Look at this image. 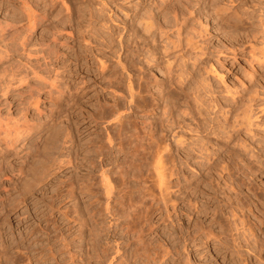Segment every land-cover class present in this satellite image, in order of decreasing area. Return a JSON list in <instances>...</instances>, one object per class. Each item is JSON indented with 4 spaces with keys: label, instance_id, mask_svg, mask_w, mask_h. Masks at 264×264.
Returning a JSON list of instances; mask_svg holds the SVG:
<instances>
[{
    "label": "rangeland",
    "instance_id": "obj_1",
    "mask_svg": "<svg viewBox=\"0 0 264 264\" xmlns=\"http://www.w3.org/2000/svg\"><path fill=\"white\" fill-rule=\"evenodd\" d=\"M25 1L32 5L37 15V24L32 31L26 29L28 22L22 15L21 3ZM191 1L193 12L188 25L193 27V33L183 34L165 51L162 38L143 41L137 37L142 31L136 27L134 16L139 10L152 9L153 0H0V26L3 29L8 25L6 21L10 14L18 17V23H13L16 29L9 27L11 31L16 30L12 38L11 32L9 36L6 33L8 30L4 32L6 38L3 31L0 33L4 36L0 38V47L4 51L0 50V88L6 82L11 84L10 91L8 85H4L5 91L0 90V121L10 125L6 127V134V125L4 129L0 122V140L4 137L3 142L0 141V264H10L13 254L16 264H55L56 260H61L59 253L63 252L59 233H64L67 240L83 237V240L76 238L77 247L71 248L80 254L76 264H84L85 260L94 263V258L86 256V249L93 248L94 244L109 251V257L113 254V261L119 258L113 250L116 242L124 248L126 244L121 242L128 238L131 244L119 253L125 250L129 255L131 247H135L129 240L132 239L129 233L126 235L118 230L115 234L112 232L113 235L100 230V225L105 224L102 227L106 228L107 221L112 218L104 213L97 200L85 192L71 197L66 191L72 181L87 180L89 176L98 181L101 170H117L125 162L123 155L112 154L99 160V155L93 153L98 142H105L107 138H103L106 120H99L94 114L98 109L114 104L115 97L110 93L107 80L115 70L113 61L116 57L113 55L119 53V40L127 38L131 25L133 35L129 42L139 48L136 41L149 44L157 53V59L149 65L141 55L145 66L144 95L154 105L147 113L146 122L165 135L169 143L167 158L173 163L168 162L175 171L171 176L167 211L163 208L155 210L146 221L144 219L143 225L148 232L145 240L151 243V250L156 244L168 248L167 262L158 264H232L235 261L229 252L223 257L218 241L209 232L218 229V205L223 192L232 195V180L228 173L244 178L258 192L264 190V0ZM215 6L223 9L221 13L227 21L237 24H224L214 13ZM233 12L238 16L235 19L230 16ZM9 20L12 23L11 18ZM124 24L127 29H123ZM3 40H7L5 45ZM33 68H36L34 73ZM20 74L25 80L21 83L19 79L17 81ZM3 77L11 79L2 82L7 80ZM59 90L64 92L62 97ZM2 91L6 96L1 95ZM22 117H26V123L22 122ZM17 119L20 125H27L29 121L32 124L28 126L34 128L40 121L42 126L17 141L11 136V130L14 133L17 128L10 130L12 124L20 127L15 122ZM41 128H45L44 131L51 128L53 133L57 128L61 132L55 131L58 133L54 138L58 139L53 138L56 142H51L56 146L53 144L54 148L47 149V154L46 149L38 153L46 143L40 139ZM7 135L16 139L13 141L18 144L14 145H19L20 151L13 149L15 146ZM19 141H22L21 146ZM51 142L46 144L52 146ZM52 149L54 154L50 152ZM48 159L52 163L47 162ZM38 160H42V164L49 163L43 164L49 168L38 170L41 165ZM144 162L142 170L147 169ZM31 166L35 167L37 174L34 175L39 179L34 177L33 170V177L27 172ZM19 168H22L21 173L25 170L29 175L21 174ZM77 208L85 212V217H88V211L94 210L98 214L96 221L91 218L93 222L85 225L83 235L77 231L75 235L71 233L74 229L67 230L69 222L65 216L70 217ZM194 225L201 228L200 236L194 242L184 243V247L183 236L189 231L193 234ZM86 227L94 234L98 233L94 239ZM244 244L242 247L246 250ZM102 245L107 246L106 249ZM88 253L92 254V249ZM249 255L251 263L264 264V254L259 258L251 252ZM138 257L135 264L144 259ZM144 262L145 259L141 264Z\"/></svg>",
    "mask_w": 264,
    "mask_h": 264
},
{
    "label": "bare ground",
    "instance_id": "obj_2",
    "mask_svg": "<svg viewBox=\"0 0 264 264\" xmlns=\"http://www.w3.org/2000/svg\"><path fill=\"white\" fill-rule=\"evenodd\" d=\"M207 1H210V0H207ZM191 2H192L191 0H153L152 9L149 8V9H145V10L144 9L139 10L134 16V18L137 21L136 27L138 29H140V31H142V35L137 36V37L139 39L143 38V41H145L148 38L155 39L156 37H160V38H162V41L164 44V49H165V51H167L169 49V46L175 45L176 41H179L183 34L193 33V27L188 25L189 16L191 15V12H193V5L191 4ZM211 3H213V2H211ZM21 5H22L21 10L24 11V14H22V15L26 16L25 18H26V21L28 22L26 24L27 26L25 24L24 25L26 26L27 30L32 31L37 24V20H36L37 15H36V13H34L35 11L32 10V5L29 2L25 1V2L21 3ZM216 6L214 9V13L216 16H218L220 18V20L222 22L224 21V24H227L230 26H234L237 24L236 21H234V22L227 21L225 19V15H223L221 13V11L223 9L221 7L216 8ZM11 13H13V12H11ZM10 15H11V17H9V18H11L12 23L10 22L9 18H8V20L6 19L7 20L6 22L8 23V25L5 26L6 28L4 27L6 30L3 29V27H1L2 26L1 25L0 28H2V30L0 31V33L3 31L2 34L5 36L4 32L8 30V32H6V33L9 36V34L11 32L10 36L12 38L13 37L12 33L16 32V30H15L16 27H14L15 26L14 24L18 23V22L16 23V21H17L16 19L18 17L15 18L16 16L14 15V13H13V15L12 14H10ZM125 16L130 17L129 14H127V13H125ZM230 16L233 17L234 19L238 17L237 13H235V12L231 13ZM6 22H5V24H7ZM200 22H201V20H200ZM200 22H199V24H201ZM10 23L12 25H9ZM202 24H203V22H202ZM10 26H11L12 30H13L12 27H14L15 31H11V29H9ZM122 27H123V29L128 28L127 24H124ZM127 32H128L127 38L119 40V53L116 55H113L116 57V60L113 61L114 62L113 65H114L115 70L108 77V80H107L110 93L115 97L114 104H111L108 107H102V108L99 107L100 109L97 110V114L93 113L94 115H97L96 117H98L99 120H100V118L101 119L104 118L106 120V122L104 121L106 123V127L104 129V131L106 130L105 131L106 135H104V137L103 136H100V137L102 139V137L105 138V136H107V138H106L105 142L99 141L101 143L103 142L104 144L103 143L99 144V142H98L99 145L98 144L96 145L97 149L95 147V152H93L94 150L92 151L93 153L99 155L98 156L99 160L101 157H108V156H112V154L113 155L119 154V155L124 156L125 162H124V164H122L120 166L118 165L119 167H117L118 168L117 170H111V168L109 166H108L110 168L109 170H101V171L99 170L100 171L99 174L97 173L98 174L97 175L98 181L92 176H89L87 178V180L78 179V180L72 181V182H70L71 183L70 187L66 188V191L68 192V195L71 197L72 196L77 197L78 193L81 194V193L85 192L89 195V197H91L92 199H95V201L97 200V203L100 204V207L103 209L104 213L108 216H111V218L113 220V221L112 220L107 221L108 225L106 224L107 225L106 228L102 227L105 224L100 225V227H99L100 230L104 231L105 234L108 232H109V234H113V233L115 234V233H117L118 230L125 232L126 235H127V233H129V235H128L129 237H130V235H132L131 236L132 239H129V240H132L131 243L135 244V247H131L132 249L129 248V250L131 249L129 255L126 253L127 251H125V250H122V252L119 253L120 250L123 248V246H122V244L120 246V244L116 242V240H117V237H116V240H115L116 246H113V248H114L113 250H114V254L118 255L119 258L117 257L118 260L113 261V258H114L113 254L112 255L109 254V255H111V257H109L107 254V252H109V251L105 252L104 249L101 250L98 246H96L94 244L93 248H90L88 246L90 249H92V254L88 253V250H90V249H88L87 247L86 248L88 250L86 249L87 252L85 251L87 254L86 256H88V259L94 258V263L90 262V260L89 261L85 260L84 264H135V262H137L136 257H138V256H141L142 258L145 259L144 264H158L159 262L166 263L167 262V256H168L167 253L169 252L168 248L164 244H156L157 245V246H155L156 248L151 250L153 247L150 246L151 245L150 242L145 240V235H146L147 231H145V228L143 225L144 219L146 221L149 218V216H151V213H153L155 210H159V209L163 208L165 211H167L168 206H169L168 202H170L168 195L170 193L169 190L171 189V185H170L171 176L175 172L174 170H172V168L174 169V167H170L171 164H169V162L171 163L172 161H169L167 158L168 157L167 154L169 153V143L165 139V135L156 132L154 127L151 126V124H149L148 122H146V120L149 117V115L147 113L153 109L154 105L150 104L147 101L146 96L144 95L145 82L143 81V73L145 71V66H144V63L141 59V55H143V57L146 61V64L148 63V65H149V63H152L155 61V59H157V57H156L157 53L154 51L155 48L154 47L151 48L149 46V44L143 45L142 43L136 41L137 44H140L141 48H139L136 45H132V42L131 43L129 42L130 38L133 35L132 25L130 28H128ZM137 32L138 31H136V34H137ZM2 34L0 35V38H1V36L4 37ZM16 35H17V33H16ZM21 36L25 37L24 35H21ZM5 38H6V36H5ZM2 39H4V38H2ZM8 39H10V38L8 37ZM7 40H3L2 43H4V45H5V42ZM18 42H20V41H18ZM4 45H2V46H4ZM22 45H23V43H22ZM6 47H7V44H6ZM6 47H4V50L7 49ZM1 48L2 47H0V50H1ZM8 51H7V53H8ZM1 52L4 53V51H2V50H1ZM4 69L5 68H3V70ZM35 69L33 68L32 73H34ZM6 70H4V71L6 72ZM14 73L15 72H13V74ZM7 76H8V74H7ZM9 76H12V75H9ZM20 76H21V74H20ZM17 77H18V75H17ZM21 77L17 78V81L19 79L20 83L25 81L23 79L24 77H22L23 81L20 80ZM3 78H6V77H3ZM9 78L11 79V77H9ZM9 78L7 77L6 78L7 80H3L2 82H4V81L6 82V81L10 80ZM12 80H15V79H12ZM40 81H42V80H40ZM43 81H45V80H43ZM9 82H11V81H9ZM42 83H44V82H42ZM4 85H6V86L8 85V89L6 87H5V89L9 90V86L11 84L9 85L6 82V84H4ZM4 85H3V87H4ZM49 86H50V84H49ZM3 87L1 84L0 90L2 89L3 91H5L3 89ZM51 87H52V84H51ZM4 93L5 92L1 93V95ZM63 93H64L63 90L58 91V94L61 97H62ZM172 94H174V93L172 92ZM4 98H6V97H4ZM4 101H5V99H4ZM5 103H7V102H5ZM243 113H245V112H243ZM245 116H247V115H245ZM98 118H94V119L97 120ZM1 119L2 118L0 117V120ZM6 119L7 118H5V122H6ZM22 119H23L22 122L24 121L23 123H26L24 120V119H26V117L25 118L22 117ZM2 122H4V120ZM15 122L20 125L19 120H18L19 123L17 121H15ZM39 122L40 121H38V124H39ZM9 123H11V122H9ZM30 123L32 124V122L27 121V125L23 124V126H22V124H21L20 125L21 128L18 125H17L18 126L17 127L11 123L12 125H11L10 130L12 129V127L14 129L16 127L17 128L16 130H18V131L13 133L14 130L12 129L13 131L11 130V132H12V135H11L10 130H9L10 135L12 137L15 136V138L18 141L22 137L25 138V137L29 136L31 134V133L29 134V132H31V130H36V129L38 130V128H40L42 126V124H41V126H40V124H39V126L37 124V125H34V128H33L32 127L33 125H31V127H30V125L28 126V124H30ZM102 123L103 122H101V125L104 124V123L103 124ZM3 124L4 123L1 124L2 127L5 125H6L5 128L10 127V125L7 123L4 125ZM33 124H35V123H33ZM24 125H25V127H24ZM104 126H102V127H104ZM0 128H1V126H0ZM8 128H6L7 129L6 134L8 132ZM44 129L45 128H41L40 132L42 131V134L40 133L41 137L40 136L39 137H40V139H43V142H46V143L51 142L53 140V138L55 137V135L59 132L57 130V128H55L58 131V132H56V134H55L56 130L53 133V130L51 128H48L45 131H44ZM1 130H2L1 131L2 133L3 132L5 133V131H3V129H1ZM59 133H61V132H59ZM7 136L5 137L6 139H7ZM3 138L4 137H2V139L0 141H2ZM9 138L11 139V137H9ZM54 139L57 141L58 138H54ZM13 140H14V138L9 140V142L12 141L13 146H15L14 144H16V142H14L15 140L14 141ZM25 140L26 139H24V141ZM55 140H53V141L56 142ZM9 142H8V145H10ZM21 142H20V146H21ZM4 144H5V142H4ZM42 144L43 143H41V145ZM45 144H44V146L42 145V147L40 149L41 151L39 150V152H38L39 148L37 149V152L39 154H40V152L44 151L45 149H46L45 153L47 154V149L51 150L50 147L54 148L53 147L54 143H52V146L51 145L49 146L48 145L49 143L46 144V146H45ZM55 144H54V146H56ZM8 145L6 144L5 146L8 147ZM10 146H12V145H10ZM24 146H25V144H24ZM17 147H19V145L15 146L14 148L13 147H11V148L17 149ZM27 147L29 148V144ZM46 147H48V148H46ZM9 148L10 147H8V149ZM92 148L94 149V146ZM27 149H25V150L29 151ZM17 150H19V149H17ZM22 150H24V149H22ZM50 150H48V151H50ZM3 152H4V150H3ZM50 152H52L54 154L53 149ZM50 152H48V153H50ZM45 153H44V156H46ZM53 154H52V156H53ZM95 154H93V155H95ZM25 155H27V153ZM40 156H42V155H40ZM44 156H42V157H44ZM37 157H38V154L35 157V161H37L36 160ZM31 159H33V158H31ZM42 159H44V158H42ZM49 161H50V163H52L51 160L48 159L47 162H49ZM102 161L103 160H101L100 163ZM144 161H146L145 167H147V169L145 168V170H142V167L144 168V166H142ZM30 162H32V161H30ZM44 162H45V160H44ZM47 162L43 163V164H46V166L49 165V163L47 164ZM37 163H40L41 165H43L42 160H41V162L39 161ZM30 164H32V163H30ZM41 165L39 166L38 170L42 169V168H43V170L45 168H49V167H45L44 165L43 166H41ZM101 165H102V163H101ZM33 166H31L32 169H29L30 168V166H29V168H28L29 171H27L26 168H23V167L22 168L25 169L27 172H30L31 177H33L34 174L35 175L37 174V171L35 173V169H33L35 167H33ZM35 166H36V164H35ZM37 166H36V169H37ZM226 166H228V165L226 164ZM40 167H42V168H40ZM22 168L18 169V171L20 170V173H21ZM12 170H13V168H12ZM31 170H33L34 172ZM24 171H23V173H26ZM32 172H33V175H32ZM23 173H21V174H23ZM28 175L29 174H27L26 176H28ZM35 175H34V177H35ZM228 175H230V179L232 180L231 185H230V191L232 192V195L231 194L228 195V194L223 192V196H222L221 200L219 201V205H218V214H219L218 221H217L218 229L216 232L210 231L209 234L213 239L218 241L219 250L222 253L224 258L226 256L225 254L227 252H229L230 256L235 259V261H233L234 264H254L255 262L251 263V260H249V256H250L249 252L253 253L254 257H256V258L257 257L259 258L260 256H263L262 254H264V190H262L261 192H258L244 178H241V177L238 178V176H236L237 175L236 173H234V174L228 173ZM78 177H80V176H78ZM35 178H37V176ZM26 179H28V177ZM37 179H39V177ZM24 180H25V178H24ZM25 183H22V184L24 185ZM97 208H99V206ZM100 209H98V210H100ZM72 214L73 215H71L70 217L65 216V218H66L65 220H68V222H69L67 230L74 229V231L71 233L74 234V232L77 231L78 234H81V235H83L85 225H88L89 221L92 223L93 220H91V218L95 220L96 219L95 216L98 215L97 212H95L93 210L92 212L88 211L86 213L88 215V217L87 216L85 217V212H83V210H79L78 208L76 210H74V212ZM102 216L104 217L105 215H102ZM103 217H101L99 215V218H103ZM97 223H98V221H97ZM100 223H101V221H100ZM146 223L147 222H145V224ZM76 224H78L77 228L75 227ZM101 227H102V229H101ZM145 227H147V226H145ZM89 228H90V226H89ZM89 228L86 227L87 230H89ZM91 228H93V227L91 226ZM192 230H193V234H190V231H189V232H187L186 235L183 236V238H184L183 244L184 243L187 244L188 242L190 243L192 241L194 242L195 239L198 236H200L201 228L198 225H194ZM88 233H89V236L90 235H91V237L94 236L93 239L96 237L95 234H98V233L94 234L93 230H89ZM59 234H61V240L63 241L62 242L63 247L62 246L61 247L64 248V250L65 249L66 250L64 251V250H62V248H60L61 251H63V252L59 253V255H61L62 258H61V260H56L55 264H76V260L78 258H80L79 257L80 254L76 251H73L71 248L77 247V246H75L76 242H77L76 238L79 239L80 236L79 237L74 236V238L72 237V238H70V240H67L68 238H66L64 236V233H59ZM118 235L119 234H117V236ZM80 238H82V240H83V237H80ZM90 239H88V240H90ZM112 239H113V236H112L111 240ZM242 241H243V243H245L244 245L247 247L246 250H243ZM93 243H95V242H93ZM97 243H98V240H97ZM121 243H123V245L125 243L126 245L131 246V244L128 242V238H126V240L124 242H121ZM108 244L110 245V242ZM133 244H132V246H134ZM89 245H92V243ZM105 245H107V242ZM126 245H125V247H126ZM68 246H70V248ZM106 247H104V248L106 249ZM184 247H185V244H184ZM110 249H112V248H110ZM110 249H108V250H110ZM14 257H15L14 254L10 256V258L12 259V262L10 264H16L15 262H13ZM138 258H140V257H138ZM256 258H255V260H256ZM262 259L264 260V258H262ZM143 260H142V262H143ZM257 261L258 260H256V262ZM231 262H232V260H231Z\"/></svg>",
    "mask_w": 264,
    "mask_h": 264
}]
</instances>
